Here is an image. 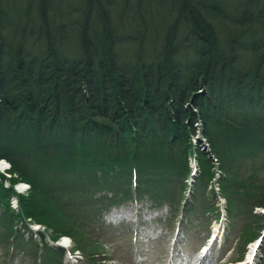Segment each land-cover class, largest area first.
Returning a JSON list of instances; mask_svg holds the SVG:
<instances>
[{"label": "trees", "instance_id": "16d2710c", "mask_svg": "<svg viewBox=\"0 0 264 264\" xmlns=\"http://www.w3.org/2000/svg\"><path fill=\"white\" fill-rule=\"evenodd\" d=\"M197 121L235 218L234 196L253 194L249 167L264 177V0H0V159L31 186L14 214L0 181L5 234L31 219L56 240L58 212L72 236L71 202L93 208L97 192L111 195L100 206L147 199L179 216L203 200L216 212L212 161L191 143ZM243 207L264 209V196ZM39 236L14 239L50 264Z\"/></svg>", "mask_w": 264, "mask_h": 264}, {"label": "rangeland", "instance_id": "374dc122", "mask_svg": "<svg viewBox=\"0 0 264 264\" xmlns=\"http://www.w3.org/2000/svg\"><path fill=\"white\" fill-rule=\"evenodd\" d=\"M189 108L196 115L197 111L192 109L191 106ZM201 126L199 121L193 124L194 134L191 136V143L199 147L204 153H207L211 160L213 156L210 153L208 144L202 136ZM185 132L187 135L190 134L187 128ZM260 169L261 168H257L255 165L249 167L250 180L246 191L253 192V194H239L234 196L235 202L232 213H237L235 220H227V217H225L228 216V211L225 207V201L221 199L219 192L215 190L216 182L213 184L212 188L214 190L215 206L219 208L220 214L222 213L220 222L217 221L219 215L216 214L217 211H204V201L201 200L198 202L193 212H186V220L182 221L181 219L179 229L171 219L166 208L155 210L150 207L147 201H142L137 204L115 208L108 213L103 212L101 214L103 227L98 226V228L92 226V219L87 220L85 216H83V214H86L84 211L72 209V211L68 213V216L74 220L79 229L73 226L74 234L70 236L66 234L67 230H65L60 222L61 215L56 212L54 214L55 216L52 218L56 221L57 227L53 228L63 229L66 237L65 241L69 243L65 245L67 248L66 250L75 249L74 251H76L72 256L67 254V257L63 260L64 264H92L91 260H87L91 256L101 264H131L132 259L138 256L141 257L138 259V264H167L169 261H173L176 264H186L189 263L191 259H196L206 247H208V258L206 262H209V264H214V260L218 262L220 258H224L233 264L238 263L240 259V263L243 264L247 259V253L252 246L253 240L264 231V209H259L260 211H257L258 208L255 210L249 208V210L243 207L245 201H251L254 195H257L260 199L264 196L262 195L264 190V177L260 174ZM196 175L197 171L193 178H195ZM9 176L6 164L0 162V181L4 189L8 190L11 189V186L8 182L5 183V180H8ZM217 178L218 176L215 177V179ZM17 183L22 182L17 181ZM20 191L24 198L30 195L25 189H21ZM33 201L34 203H31L32 206L40 207V203L37 202L36 198ZM8 202L10 203L11 201L8 200ZM96 202L98 204L94 205ZM100 203V198L93 197L90 200V204H93V208H89L91 211L95 210V213L99 214L101 212L100 209L103 208L100 206ZM95 213L91 214V216H94ZM47 214H49V210ZM253 214H255V217L251 218V223H249L248 216L246 215ZM49 224L53 226V220H49ZM40 227H42V230L43 228L46 229V233L49 237L53 234L51 228L47 229L44 226ZM244 227H249L251 233H254L253 237H251L250 241L246 244H244L240 236ZM214 229L217 231V239L209 245L208 238ZM19 233L23 237H29L27 230L22 232L19 228H15L13 234L19 235ZM31 234L32 238H37L36 233ZM239 236V245L236 246ZM1 237H3V235ZM21 242L22 241L19 239L15 240L14 236L9 240V244L14 245L10 261L9 255L6 253V247L0 244V264H23L20 259L25 263L30 262L27 256L31 253V250L27 248L29 245H21ZM80 248L85 249L83 256L81 253L77 252L80 251ZM263 249L264 237L254 257V264H263V259H261ZM85 254L86 259L84 258ZM180 255H182L183 259ZM13 257H17L19 260L13 263Z\"/></svg>", "mask_w": 264, "mask_h": 264}, {"label": "bare ground", "instance_id": "6f19581e", "mask_svg": "<svg viewBox=\"0 0 264 264\" xmlns=\"http://www.w3.org/2000/svg\"><path fill=\"white\" fill-rule=\"evenodd\" d=\"M201 125H202V124H201ZM212 233H213V234H216V229H214Z\"/></svg>", "mask_w": 264, "mask_h": 264}]
</instances>
